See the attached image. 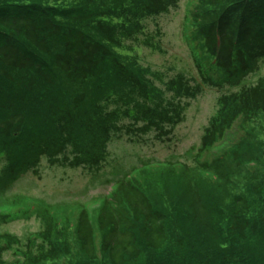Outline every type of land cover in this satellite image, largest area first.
Instances as JSON below:
<instances>
[{"label": "trees", "instance_id": "obj_1", "mask_svg": "<svg viewBox=\"0 0 264 264\" xmlns=\"http://www.w3.org/2000/svg\"><path fill=\"white\" fill-rule=\"evenodd\" d=\"M196 1L190 22L194 42L229 85L239 86L240 78L264 61V0ZM178 2L0 0V114H9L0 122V150L17 146L4 153L11 165L8 174L23 170L41 154L49 143L44 137L53 142L56 135L68 137L75 111L107 139L110 129L116 130L111 125L115 113L102 108L111 92L124 96L115 103L140 110L146 131L155 128L167 135L162 133L165 125L182 122L183 110L174 102L171 109L155 105L162 92L125 44L142 35L145 20L166 14ZM203 69L198 61L204 85L221 88ZM35 75L42 86L51 85L55 77L60 83L56 94L69 103L66 110L60 109L52 99L39 123L25 111L30 101L41 100ZM170 87L174 98L200 93L199 86L189 87L183 77ZM219 106L200 152L223 140L239 121L250 138L228 151L227 169L219 166L221 157L214 159L221 182L204 179L198 171L186 182L162 180L182 193L174 197H157L155 182L148 179L144 185L135 179L119 182L95 216L83 208L76 219L64 221L63 228L49 225L45 239L50 248L29 255L22 264H264V79L223 95ZM36 108L41 111V104ZM45 125L48 132L42 134ZM30 148L39 153L28 158ZM91 162L98 164V157ZM144 174L152 177L151 172ZM5 249L0 248V264H5Z\"/></svg>", "mask_w": 264, "mask_h": 264}, {"label": "rangeland", "instance_id": "obj_2", "mask_svg": "<svg viewBox=\"0 0 264 264\" xmlns=\"http://www.w3.org/2000/svg\"><path fill=\"white\" fill-rule=\"evenodd\" d=\"M196 6V0H179L177 6L166 14L145 20L142 35L125 43L133 48L129 53L135 55L144 69L150 72L149 81H154L157 91L162 92L155 105L162 103L171 109L170 103L174 102L183 110L181 123L164 126L162 133L169 134L160 135L155 128L146 131V123L139 121L140 110L133 105L115 103L124 96L111 92L110 99L103 102L102 108L105 113H115L111 125L116 130L111 128L107 139H102V131L89 119L77 118L80 111H75L69 136L59 138L56 135L54 142L44 137V141H49L48 145H44L41 154L23 170L15 169L11 175L7 173L11 165L4 153L17 146L0 150L4 154L0 155V248H8L3 252L5 264H22L29 255L48 250L50 242L45 239V234L49 225L53 228L58 226L59 230L63 228L64 221L76 219L83 208L95 216L100 204L110 198L119 182L135 179L144 185L148 179L155 182L157 197L164 194L174 197L182 196V193L174 187L167 188L162 180L175 182L183 179L186 182L198 175V171L204 179L209 177L216 182L222 181L218 178L221 172L214 167L213 156L226 155L232 146L250 141L245 131L247 128H242L239 121L222 141L205 153L200 152L202 140L219 111V99L256 86L264 79V61L255 66L253 73L240 78L239 86L229 85L227 77L211 59H207L199 42L193 40L190 22ZM198 61L204 73L221 84V88L204 85L197 70ZM179 77H183L189 87L199 86V95L174 98L175 91L171 90L170 82ZM34 79L41 100L37 103L30 101L32 105L26 106L25 111L36 123L41 118L45 120L43 113L52 99L54 104L60 103L55 107L67 109V98L56 94L60 83L55 77L54 82L46 86H42L39 75ZM28 97L33 99L36 96ZM39 103L41 111L36 108ZM8 117L9 114H0V122ZM86 127L91 128L94 134ZM40 130L42 134L48 132L46 125ZM36 153H39L37 148H30L25 154L29 158ZM94 157L99 159L96 165L91 162ZM221 158L224 161L219 166H229L231 159L227 155ZM203 165L208 169H203ZM171 171L175 172L172 174ZM145 172H151L152 177ZM5 237L12 247H7Z\"/></svg>", "mask_w": 264, "mask_h": 264}]
</instances>
